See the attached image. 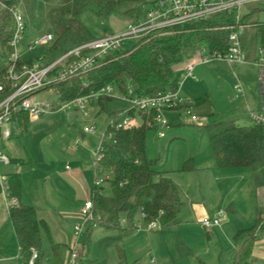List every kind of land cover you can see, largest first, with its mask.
<instances>
[{
    "label": "trees",
    "instance_id": "1",
    "mask_svg": "<svg viewBox=\"0 0 264 264\" xmlns=\"http://www.w3.org/2000/svg\"><path fill=\"white\" fill-rule=\"evenodd\" d=\"M0 1L4 5L0 14V57L6 61V64L0 62V86H3L0 90L1 102L14 90L7 79V58L13 50L10 45L15 32L13 9L19 7L23 0ZM150 4V0H61L59 4L51 7L47 14L54 40L32 53L30 60L23 58L19 63L31 62L41 57L46 63H50L60 54L94 39L90 30L80 20V14L85 9L92 10L101 18L121 10L127 18L138 20L145 14L142 5L150 7ZM251 13L252 10H249L242 19L246 24L242 45L248 59L251 55H256L258 48L264 50V21L252 19ZM233 22L232 15L218 13L203 20L151 31L139 40L131 42L127 48L107 55L85 75L74 76L67 81L51 85L59 96L55 109H59L61 103L99 90L107 84H113L126 93L128 89H132L134 95L157 96L167 91H176L179 88L177 66L197 56L202 47H207L210 52L224 53L228 49L230 29L221 27L230 26ZM85 81L88 86L83 87ZM111 99L101 97L98 103L104 106L105 101ZM177 109H190L197 118L200 116L210 119L204 127L209 135L212 154L218 167H251L256 174L257 184H264V126L239 125L234 119L217 117L208 95L187 101ZM115 114L117 111L112 112V115ZM136 114L141 115L142 123L115 131L99 162L104 171L112 174L109 179L112 191L111 194H106L102 187L103 191L100 192L96 188L94 193L95 221L86 225L81 239L85 256H92L89 259L90 264H108L110 251L132 236L136 230L135 222L141 213H145L144 222L159 220L162 230L182 223L184 201L178 186L171 177L155 168V162L147 157V134L151 128L147 120L150 117L130 110L133 118ZM13 119L24 131L30 117L26 113L16 112ZM11 163L22 166L26 161L11 158ZM191 168L192 161H189L184 169ZM9 183L11 195L19 200L22 192L21 172L10 173ZM9 212L20 247V264H28L34 251L38 253L35 264H43L44 236H51L49 222L39 215L34 206L28 204L19 203L11 207ZM122 219L126 221L125 225L121 224ZM96 226L116 234L106 235L95 241L93 232ZM260 230H264L261 212L253 227L243 229L235 236V241L240 246L233 264L250 262L253 244ZM119 255L123 260L120 264L125 263L123 249L119 250ZM57 260L54 256L51 264H58Z\"/></svg>",
    "mask_w": 264,
    "mask_h": 264
},
{
    "label": "rangeland",
    "instance_id": "2",
    "mask_svg": "<svg viewBox=\"0 0 264 264\" xmlns=\"http://www.w3.org/2000/svg\"><path fill=\"white\" fill-rule=\"evenodd\" d=\"M60 2L61 0L50 2L23 0L19 7L22 8L28 21L26 37L28 34L37 38L53 32L47 14L51 7ZM148 8L149 6L142 5L144 13ZM245 10H252V19L264 21V6L260 3H251L245 7ZM80 20L90 30L94 38L102 37L107 33H120L132 21L124 16L121 10L113 12L106 18H101L89 9L81 12ZM130 45L131 42L124 48ZM253 55L247 62L234 65L222 59L201 63L199 56L186 60L177 66L178 71L189 63H199L194 71L196 78L185 80L179 91L180 97L190 101L208 95L217 117L234 119L239 125L249 124L251 120L247 114L250 109H255L260 101L259 70L254 62L256 55ZM0 62L6 64L5 59L1 57ZM242 65H245L244 68ZM237 83L241 84L244 91L239 97H237L235 89ZM35 96L39 100L59 102L56 91L43 89ZM131 108L130 102L112 98L105 101L104 106L99 103L87 104L84 111L74 107L53 110L40 117L30 119L26 123L24 131L18 123H12V136L1 141L2 149L10 158L26 161L22 166L14 163L2 164V170L9 174L18 170L21 172V195L23 190H26L31 204L36 206L49 221L55 218L60 222L61 229L69 243L75 238V226L84 221L81 211L85 202L93 200L97 188L95 187V149L100 142V133L107 129L113 118L112 112L123 113ZM192 115H194L192 110L184 112L178 109L165 110L162 112V116L168 121V127L162 130L159 127H151L148 131L147 157L155 162V168L169 172L168 174L177 181L184 207L181 212V224L164 230H142L145 237L138 242L139 244L133 250L136 252V257L137 255L142 256L141 264H152L149 261L155 257L152 249L150 252L149 235L155 237L153 245L158 251L160 259L163 257L167 262V259L173 258V261L168 262L169 264L213 262V258H217L216 255L221 244L224 246V251H227L224 252L225 258L229 254V250L235 253L236 242L233 238L227 240L222 236L220 240L212 236L215 234L208 233L202 223L200 226L202 233L198 227L192 231L190 239L183 232V229L193 226L188 218L191 210L188 194L197 195L196 187L199 188L197 179L199 173L195 172L194 174L190 170H185L184 166L189 164V161H192L194 165L193 158H199L197 150L202 144L211 148L209 135L204 127L210 119L199 116L198 120L194 121ZM134 122L142 123V118L138 115ZM93 125L97 127V133H86L85 128ZM82 134L87 135L82 137ZM108 175L112 176L109 172ZM190 175L193 178H190ZM188 183H191L192 186L189 187ZM102 187H104V193L111 194L109 180H105ZM245 198L246 194L244 193L242 199L245 200ZM223 211L225 212L222 220L224 224L227 212L225 209ZM187 220L190 221L186 222ZM52 224L54 225V223ZM54 229L58 230L56 225H54ZM164 231L166 232L164 233ZM209 235L212 236V239ZM122 248L117 244L115 248H112V253L115 254ZM54 249L62 254L65 248L60 246L58 249ZM116 254L118 255V252ZM128 257L132 261V255L129 254ZM110 261H112V257H110L109 263ZM67 264L70 263L67 262Z\"/></svg>",
    "mask_w": 264,
    "mask_h": 264
},
{
    "label": "built area",
    "instance_id": "3",
    "mask_svg": "<svg viewBox=\"0 0 264 264\" xmlns=\"http://www.w3.org/2000/svg\"><path fill=\"white\" fill-rule=\"evenodd\" d=\"M151 4L145 14L138 20L129 22L127 28L120 33H107L102 37L94 38L72 49L60 54L50 63H46L41 58H35L31 62L19 63L20 59L30 60V55L36 53L40 48L49 45L54 40L53 32L26 42L27 20L22 8L13 9L15 18V32L10 41L12 51L7 58V79L14 89L3 101L0 102V190L9 200V207L19 205L16 197L11 195L9 173L4 172L1 165H10L11 158L2 149L1 141L12 136L11 124L17 123L13 119L16 112L28 114L30 119L40 117L42 114L56 110L55 103L36 98V93L40 90L48 89L56 91L51 85L63 82L74 76L85 75L94 69L105 57L119 49L127 46L128 42H135L151 31L167 28L174 25L184 24L189 21L203 20L214 14L227 13L232 15L234 22L230 26L221 28L230 29L228 36V49L223 52H210L207 47H202L197 56L201 57V63H207L214 59H222L231 65L241 64L248 61L246 52L243 50L242 37L245 33L246 24L242 22L243 16L249 12L245 7L251 3H260L264 6V0H150ZM195 56V57H197ZM259 70V92L260 101L255 109L249 110V117L253 124L264 126V50L260 47L257 50L255 60ZM199 62L189 63L179 73V88L176 91H167L157 96L134 95L132 89L123 92L113 84H107L99 90H94L82 94L68 102L61 103V108H78L85 110V106L90 103H98L101 97L119 98L130 102L132 108L123 113L112 115L109 125L105 131H101L100 142L95 149L96 165V187L102 190L105 180H109L108 172L104 171L99 162L103 158L107 143L110 142L115 131L129 127L133 124L135 117L130 115V110H135L141 114L149 115L147 124L151 127H159L161 130L168 127V121L162 116L165 110L177 109L187 102L180 97L179 91L185 80L196 78L195 67ZM88 86V82H83V87ZM50 87V88H47ZM3 86H0V90ZM237 97L243 94L240 83L235 85ZM190 109L182 110L187 111ZM89 116L88 113H86ZM194 121L198 120L196 115H192ZM98 129L95 125L86 127L85 132L95 134ZM163 135V133H161ZM93 200H87L82 208L81 214L84 221L74 228L75 243L70 257V264H75L78 257V246L84 235L85 227L88 223L95 221L93 213ZM145 213H141L140 219L135 222L137 231L155 230L161 228L159 220L144 222ZM223 211H218L215 216H206L201 223L207 230H213L221 226ZM126 221L121 220L125 225ZM264 224V215L262 216ZM37 251L33 252L28 264H35Z\"/></svg>",
    "mask_w": 264,
    "mask_h": 264
},
{
    "label": "crops",
    "instance_id": "4",
    "mask_svg": "<svg viewBox=\"0 0 264 264\" xmlns=\"http://www.w3.org/2000/svg\"><path fill=\"white\" fill-rule=\"evenodd\" d=\"M0 5L2 7L0 9L1 14L4 7L1 1ZM26 38L28 39L27 42L35 39L34 36L28 34ZM242 66L241 67L244 68L245 65ZM181 70L182 69L179 70V73ZM138 115L141 117L140 114ZM138 115L135 117V119L138 117ZM247 116L249 118V113ZM249 124L253 123L250 122ZM86 135L87 134H82V137H86ZM197 151L199 158H193L194 165L192 164L190 172H194V174L195 172L199 173V177L197 178L199 180V188L196 187V192L198 193L197 195L191 193L188 194V199L191 202V210L189 211L190 214L188 218L193 223V226L183 229V232L186 233L185 236L190 239V237H192V231H195L198 227L201 229V219L203 217L209 215L210 217H213L218 211H223V209H225L227 212L225 223H221V226L216 227L213 230H208V233L215 234L212 236L220 240L222 236H224L227 240L231 238L235 240V236L239 231L251 228L257 223L259 212L262 213V216L264 215V184H257L256 174L251 167L220 168L213 157L211 148L205 147L202 144V146L199 147ZM162 172L171 177L178 186L177 181L168 174L169 172ZM190 178L193 177L190 175ZM187 185L189 187L192 186L191 183H188ZM244 193L246 194L245 200L242 199ZM27 195L28 193L26 190H23V194L18 200L19 203L34 206L31 204L30 197ZM8 203L9 200L7 197L2 192H0V264H20V247L13 223L10 219V207ZM34 207L37 209L39 215L49 222L51 228V236L49 237L47 234L44 236L45 257L43 259V264H51L54 256L57 257L58 264H67V262L69 263L76 238H74V240L69 243L61 229V223L55 220V218H52V220L49 221L36 206ZM224 215L225 212L223 211V216ZM190 220H187L186 222ZM197 221L198 223H195ZM52 223H54V225H56L58 228L57 231H55L54 225ZM113 232L114 231L106 230L101 226H96L93 232V240L97 241L106 235L116 234V232ZM165 232L166 231H164V233ZM153 236L154 235H149L148 239L150 240V252L152 249L153 253H155V257L151 258V261L149 262L152 264H157L159 261V264H169L168 262L170 260L173 261V258L167 259V262L163 257L160 259L159 253L153 245V241L155 240V237ZM212 236L209 235L211 239ZM144 237L145 235H143L142 230H135L132 236L126 239L125 242L119 244L121 247H123L122 249L126 257V261L123 264L134 263L137 260L138 261L136 264H141L142 256L137 255L136 257V252H133V250L135 249L136 245L139 244L138 242L144 239ZM60 246H62L63 249L65 248L62 254L58 253V250L55 251L54 249H58ZM239 246L240 245L236 242V245L234 246L235 253H232V250H229V254L225 258V253L227 251H224V246L221 244L219 252L216 255L217 260L213 258V262L207 261L205 264H233ZM77 250L78 257L75 264H90L91 262L89 259H91V257L85 256V251L83 250L82 244L78 246ZM112 252L113 251L111 250L110 255L112 257V261H110L109 264H113V262L114 264H120V262L123 260L119 257V251H116V253L118 252V255ZM129 254L132 255V261L128 257ZM208 256L210 257L211 254ZM115 257L117 259H114ZM248 264H264V230H260L258 232L256 240L253 244L252 258Z\"/></svg>",
    "mask_w": 264,
    "mask_h": 264
}]
</instances>
